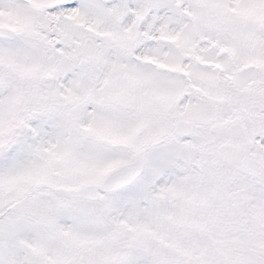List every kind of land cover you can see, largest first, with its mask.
Here are the masks:
<instances>
[{
	"label": "snow or ice",
	"instance_id": "6c2138e0",
	"mask_svg": "<svg viewBox=\"0 0 264 264\" xmlns=\"http://www.w3.org/2000/svg\"><path fill=\"white\" fill-rule=\"evenodd\" d=\"M0 264H264V0H0Z\"/></svg>",
	"mask_w": 264,
	"mask_h": 264
}]
</instances>
